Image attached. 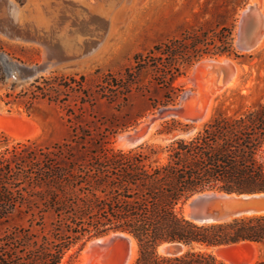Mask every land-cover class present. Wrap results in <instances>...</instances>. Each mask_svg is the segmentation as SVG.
Listing matches in <instances>:
<instances>
[{"label":"trees","instance_id":"trees-1","mask_svg":"<svg viewBox=\"0 0 264 264\" xmlns=\"http://www.w3.org/2000/svg\"><path fill=\"white\" fill-rule=\"evenodd\" d=\"M246 4L232 0L225 17L236 21ZM227 21L136 54L125 76L103 83L105 97L127 102L148 71L163 90L160 100L143 90L151 108L175 105L182 91L174 82L196 63L240 57L234 26ZM4 78L0 68V81ZM186 130L171 119L157 133L172 136ZM89 133L73 128L62 143H19L0 157V264H63L74 248L79 253L89 240L110 233L135 239L139 254L134 264H224L210 250L242 244L264 251V215L198 224L183 214L186 202L201 192L264 193V103L233 114L217 108L195 136L175 138L166 146L146 142L115 149L107 138ZM15 216L26 219L28 228L9 230ZM166 243L187 250L162 255L158 250ZM255 264H264V258Z\"/></svg>","mask_w":264,"mask_h":264},{"label":"rangeland","instance_id":"rangeland-1","mask_svg":"<svg viewBox=\"0 0 264 264\" xmlns=\"http://www.w3.org/2000/svg\"><path fill=\"white\" fill-rule=\"evenodd\" d=\"M13 1L19 7L29 3L28 0ZM100 1L44 0V8L48 11L42 17L45 25L30 24L27 30H16L17 34L8 32L9 28L0 30V68L5 77L0 81V157L19 143L30 142L39 147L62 143L69 139L73 128L90 132L95 137H105L115 149L126 150L121 139L134 134L142 135L143 143L166 146L175 138L195 136L217 108L233 114L264 103V41L251 52L239 50L236 44L240 15L252 4L251 0H247L234 22L225 17V7L230 9L232 0ZM255 2L264 15V0ZM30 4V10L36 12L37 5ZM223 20L234 26V48L240 57L205 58L196 63L185 76L174 82V86L182 91L175 105L157 110L151 108L143 90L156 100L161 99L163 90L157 89L153 74L148 71L142 73L127 102L122 98L111 102L105 97L103 83L125 76L136 54H147L157 45L180 38L184 32L217 29ZM50 37L67 42L59 46V51L53 50L57 54L52 60L45 51ZM44 39L45 45L41 43ZM58 52L65 56L64 59ZM3 56L18 64L15 67L8 65ZM221 59L231 60L240 71L238 83L218 93L209 89V76L195 73L201 62ZM22 67H42L43 71L27 77L23 75ZM38 86L50 92V96L44 97ZM140 115L142 117H138ZM171 119L186 126L187 130L172 136L158 135L161 124ZM112 132L117 134L112 136ZM183 214L186 215L185 208ZM19 226L28 228L27 220L15 216L11 219V228H6L13 231ZM95 239L86 242L79 253L78 247L71 250L63 264H85L83 253ZM115 248L121 253L130 251L128 239L122 237ZM210 251L224 264H255L264 258V251L255 244ZM138 254L137 244L131 264Z\"/></svg>","mask_w":264,"mask_h":264},{"label":"water","instance_id":"water-1","mask_svg":"<svg viewBox=\"0 0 264 264\" xmlns=\"http://www.w3.org/2000/svg\"><path fill=\"white\" fill-rule=\"evenodd\" d=\"M259 9V5L253 2L247 5L240 15L236 44L241 51L250 52L258 44L260 36L254 33V20ZM197 66L200 69L201 66L209 69L208 76L214 79L215 86H218V83H230L237 71V66L229 59L223 61L210 60L201 62ZM124 140L127 144L137 147L143 143V136L140 134L129 135L125 136ZM187 205L189 206L188 219L195 223H220L245 216L264 215V193L205 191L191 197L186 202L185 206ZM123 234L126 233H110L106 236L98 237L92 242L94 243L93 248L108 247L115 250V244L124 237ZM106 237L111 238L104 240ZM160 249H162V253H159L166 256H180L187 250L184 245L179 243H166L160 246ZM128 252L121 253V258L125 259Z\"/></svg>","mask_w":264,"mask_h":264},{"label":"bare ground","instance_id":"bare-ground-1","mask_svg":"<svg viewBox=\"0 0 264 264\" xmlns=\"http://www.w3.org/2000/svg\"><path fill=\"white\" fill-rule=\"evenodd\" d=\"M106 1H108V0H106ZM28 2L31 3V4L33 3L34 6L37 5L36 12H33L35 9L33 11L30 10L29 3L26 6H24V7H19L17 4L14 3L13 0H0V30H7L9 28L8 29V32L17 34L19 32L18 31L16 32V30H19V29H21V30H27L28 27L31 26L30 24L40 25V26L45 25L46 24V21L44 19H42V17H43V15L46 16V14H47L48 11L45 10V8H44V0H28ZM251 2L253 3V2H255V0H251ZM260 9H261V7H260ZM260 9L257 11L256 17H255V20H254L255 21V30H254V33L259 34V36H260L259 37L258 44H257V46L254 49H256L258 46H260L263 43V41H264V15L262 14V12H261ZM41 10H43V14H41ZM5 17H7V19H10V20L7 21ZM111 26H112V24H111ZM21 37H24V36L21 34ZM32 37H33V35H32ZM45 39L44 40H41V43L43 45H45V43H46V40ZM47 42H48V44L46 43V45H45V49L46 50L45 49L44 50L46 51V53L49 54L51 60L53 58H56V54H57L56 51L53 52V50L59 51L58 49H61L59 46L60 45H63L64 46L67 43L66 41L57 39L55 37L54 38L53 37H50ZM103 43H105V42L103 41ZM104 46H105V44H104ZM99 49H100V47H99ZM91 54H92V52H91ZM58 56H60V58H63V59L65 57V56H62L60 53L58 54ZM57 59H58V57H57ZM63 59H61V60H63ZM3 60L8 65L15 67V64L16 63L14 64L7 56H3ZM223 60H226V59H221L220 61H223ZM51 65H54V62ZM203 67L204 66H201V69H199L198 73H195V74L196 75H201L203 77H208V70L209 69H206L205 67L204 68ZM20 69H22L23 75L24 76H28V77L37 75L41 71H43L42 67H34V68L33 67H29V68L22 67ZM239 71H240V69L237 66L236 74L234 75V77L231 80V82L230 83H227V84L218 83V86H215L214 79L212 77H209L210 78L209 80H211V84H210L209 89L212 90V91H216L218 93H221V92H224V91L229 90L230 88H233L238 83V76H239L238 73H239ZM18 73H20V72H18ZM198 79L200 80V78H198ZM196 81H198V80H196ZM201 84H203V83H201ZM214 87H216V88H214ZM193 95H194L193 96V98H194L195 97V94H193ZM209 102H210V100H209ZM207 109H209V107H207ZM206 113H209V112H206ZM206 113H204V114L206 115ZM204 119H206V118L204 117ZM204 119H202V120H204ZM121 142H122V145H123V147L125 149H129V148L134 147L132 145L127 144L125 142V140H124V137L121 139ZM185 214H186L185 216L187 218H189V206L188 205L185 206ZM123 236L128 239L129 244H130V251L127 253L125 259H122L121 258V255H120L121 254V251H119V250L118 251H115V250H112V249H110L108 247H105V248L95 247V248H93L94 247V243H90L88 245V247L86 248V250L84 251V253H83V255H84L83 258L85 260V264H88V263H92V264H115V263L127 264L128 263V264H131L133 262L134 255H135V252H136V249H137V242L130 235L123 234ZM109 238H111V237H106V238H104V240H108ZM159 252L162 253V249H160Z\"/></svg>","mask_w":264,"mask_h":264}]
</instances>
